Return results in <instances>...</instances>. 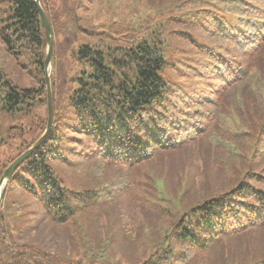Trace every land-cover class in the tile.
<instances>
[{"label": "trees", "instance_id": "16d2710c", "mask_svg": "<svg viewBox=\"0 0 264 264\" xmlns=\"http://www.w3.org/2000/svg\"><path fill=\"white\" fill-rule=\"evenodd\" d=\"M1 1L0 42L34 84L14 82L0 65V111L31 114V122L1 139L0 176L47 119L38 9L34 0ZM106 1L39 0L53 29V123L5 182L0 264L64 262L13 235L34 219L72 226L92 206L116 205L129 189L130 170L147 162L150 198L142 209L152 222L132 235L116 230L128 246L140 240L143 257L125 254L113 264H188L199 253L212 255L211 264H264V237L233 244L264 229V0H109L129 4L125 20L111 18ZM93 36L97 41H89ZM60 57L68 59L65 69ZM70 69V91L62 96L59 75ZM189 145L187 172L170 184V170L156 164ZM83 169L90 183L65 177ZM105 220L112 235V214ZM100 223L96 212L93 227Z\"/></svg>", "mask_w": 264, "mask_h": 264}, {"label": "rangeland", "instance_id": "374dc122", "mask_svg": "<svg viewBox=\"0 0 264 264\" xmlns=\"http://www.w3.org/2000/svg\"><path fill=\"white\" fill-rule=\"evenodd\" d=\"M108 1L109 0L104 2L103 6L107 5L110 8L108 12L112 11L111 18L115 20H125L127 18V10L129 9V4L125 1H115V4L109 1L108 4ZM2 4L3 3L0 0V6H2ZM94 37L95 36L88 37L89 41H97V38ZM113 40L117 41L118 43H121L120 38H115ZM82 41L84 40L82 38H79L76 40V43ZM104 41L105 43H110L112 41V37L108 34L105 36ZM3 48L4 47L0 42L1 67L9 73L10 78L14 82L18 83L22 79L21 83L27 86H32L34 84V80L32 81L30 77L28 78V74H26L24 70L21 69V60H17L14 55H8ZM74 49L77 48H67L69 52ZM60 58L64 60L63 62H59V66H61L62 69H65L68 64V59L65 57ZM71 68L75 69V65ZM48 69L50 70V68ZM74 69H70L68 73L66 70L63 72V74L59 75V81L64 84L63 87H66L65 90H62V96H67L68 91H70V83L68 82V76L74 74ZM37 112L40 113L42 116L44 115L45 117V108H43L42 106L37 109ZM29 122H31V114L22 116L19 114L12 115L0 111V141L1 139H4L6 137L8 128L12 126H19L21 124H27ZM189 146H187L186 148L190 149H182L179 151L165 154L161 156L159 159L160 161L157 162L156 167L159 166L162 169V172L170 170L168 179L169 183L171 182L169 181L170 179H175L178 177V173L187 172L184 169V162L185 160H187V158L193 157L191 152L194 150L192 146ZM5 154L0 149V158L5 157ZM194 158L196 159L197 157L194 156ZM152 167L153 163L147 162L143 163L141 166L134 167L132 170H130L131 180L128 182L129 189L126 191V193H123L120 196L116 205L109 207L108 203L106 202V204L104 205L92 206L88 208L86 212H84L80 217H77L73 221L72 226H57L49 223L47 220L38 221L34 219L31 221V225L27 228L26 231H24L22 234L15 233L13 235L14 240L16 242L30 241L34 244H38L46 251H48L52 256L62 257L64 262L60 264H102L100 261L104 259H106L109 264H113L115 259L125 254L130 258L143 257L144 247L141 249V241L136 240L137 247H132L130 245L128 246V243L124 240V237L121 236L116 230L120 226H123L124 230L128 231H126V233L132 235L134 233V229H136L137 227L139 228V230L142 229L143 232L146 223L152 222V216L148 215V210L142 209V204H147V198H150V196L147 195V193L149 194V192L145 190L146 186L144 173L148 169L151 170ZM70 171L71 172H65V177L72 179H83V182L86 181V183H90L92 180H94L92 176H88L90 175V173L87 169L79 171L78 175H75L72 170ZM170 191L172 192V190ZM159 192L160 188L157 190V193ZM164 192L166 193V191ZM96 212L100 213L101 223L93 227L94 220L96 218ZM110 213L112 214V218L115 220L114 222H116L115 225L112 227V235L111 229L107 225V223L109 222L105 220L110 215ZM105 215L106 217H103ZM80 227H82V231H85L83 233V236L80 235V230H78ZM89 229L91 230L89 231ZM74 230H76V235H74V240H71L72 232ZM94 230L99 235V238L96 241V236L92 233ZM85 233L87 238H84ZM107 237L109 239H107ZM262 237H264V229L256 231L255 233L248 234L237 242L233 241V244L237 243L238 246L245 245L246 242L260 244ZM85 239H88V241ZM192 258L193 259L188 264H211L210 261L213 260L212 255L207 256L202 253L195 254Z\"/></svg>", "mask_w": 264, "mask_h": 264}, {"label": "water", "instance_id": "95a60500", "mask_svg": "<svg viewBox=\"0 0 264 264\" xmlns=\"http://www.w3.org/2000/svg\"><path fill=\"white\" fill-rule=\"evenodd\" d=\"M34 3L38 9L41 23L45 31L46 35V51H45V59H44V80H45V86H46V111H47V119H46V125L42 132V134L39 136V138L24 152H22L20 155H18L16 158L13 159L10 164L3 170L1 176H0V204L2 200V196L4 193V186L5 182L9 179L12 172L15 170V168L25 159L27 158L43 141L47 133L49 132L52 123H53V116H54V110H53V102H52V93H51V87H50V73L52 69V42H53V29L52 26L46 16V13L44 12L43 8L41 7L39 0H34ZM50 68V70L48 69Z\"/></svg>", "mask_w": 264, "mask_h": 264}]
</instances>
